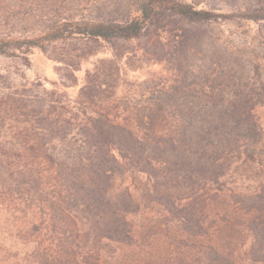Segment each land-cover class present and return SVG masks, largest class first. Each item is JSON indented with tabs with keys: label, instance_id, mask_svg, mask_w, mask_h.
Here are the masks:
<instances>
[{
	"label": "trees",
	"instance_id": "1",
	"mask_svg": "<svg viewBox=\"0 0 264 264\" xmlns=\"http://www.w3.org/2000/svg\"><path fill=\"white\" fill-rule=\"evenodd\" d=\"M202 1L0 0V264H264V0ZM105 45L75 99L21 68Z\"/></svg>",
	"mask_w": 264,
	"mask_h": 264
},
{
	"label": "rangeland",
	"instance_id": "2",
	"mask_svg": "<svg viewBox=\"0 0 264 264\" xmlns=\"http://www.w3.org/2000/svg\"><path fill=\"white\" fill-rule=\"evenodd\" d=\"M187 2H193L194 0H185ZM239 1L241 0H234ZM203 3L199 5L200 7L209 8L210 6H215L216 8H222L224 6L223 0H203ZM230 9H222V11L227 12ZM263 24H255L254 22H245L243 23V27L250 30L251 36H254L258 29H263ZM222 30L225 32L226 37H230L231 34H236L240 32L235 26H227L221 25ZM202 31H206L210 36L209 42H214L215 39L218 37L219 33V25L212 24L208 26H204L201 28ZM242 38L234 36V43L238 44L241 43ZM250 41V40H249ZM130 49L136 47V43L133 42L132 44L128 45ZM215 47H218L217 44ZM262 50V54L264 52V44L259 47L256 51L259 52ZM112 58V51L108 45H105L104 48L100 50L98 54L92 56L86 60H84L81 64L80 70L76 72L77 77V84L74 86H63L62 81L60 79V71L59 68L61 64L55 62L47 53L41 51L40 49H33L31 54L29 55L30 59V66L28 68L21 67L22 71L26 76V80L30 83L41 82L46 88L51 89V83H57L59 87L66 91L68 95L75 99L79 94L80 88L85 84V77L87 71H91L94 69L95 65L101 59H110ZM125 59L121 62V75H122V84L118 89L117 96L122 97L126 94L128 83L129 82H141L145 79H148L154 73H163L165 74V66L164 64L158 63H147L142 65L139 68H131L125 63ZM19 68V63L15 60H9L0 57V72L4 73L5 70H10L12 73V78L16 80V82H21L20 77L16 73V68ZM256 83L259 81L264 82V70L263 75L258 76L254 74L251 76Z\"/></svg>",
	"mask_w": 264,
	"mask_h": 264
}]
</instances>
